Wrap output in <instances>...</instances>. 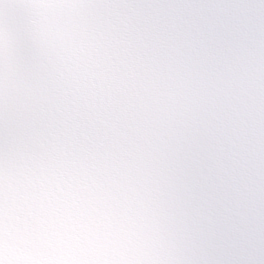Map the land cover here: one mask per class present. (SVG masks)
I'll return each instance as SVG.
<instances>
[{
    "label": "clouds",
    "instance_id": "clouds-1",
    "mask_svg": "<svg viewBox=\"0 0 264 264\" xmlns=\"http://www.w3.org/2000/svg\"><path fill=\"white\" fill-rule=\"evenodd\" d=\"M0 264H264V0H0Z\"/></svg>",
    "mask_w": 264,
    "mask_h": 264
}]
</instances>
